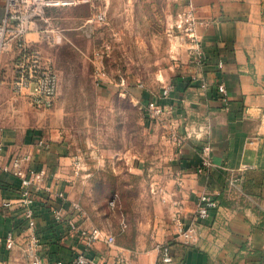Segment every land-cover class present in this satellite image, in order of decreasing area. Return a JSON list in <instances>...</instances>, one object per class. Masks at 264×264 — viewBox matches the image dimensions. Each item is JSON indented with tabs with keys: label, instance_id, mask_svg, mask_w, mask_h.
I'll return each instance as SVG.
<instances>
[{
	"label": "crops",
	"instance_id": "crops-1",
	"mask_svg": "<svg viewBox=\"0 0 264 264\" xmlns=\"http://www.w3.org/2000/svg\"><path fill=\"white\" fill-rule=\"evenodd\" d=\"M5 1L0 0V22L5 16ZM185 3L192 5L202 22L197 29L202 65L196 69V80L190 79L189 66L178 75L170 71L169 83L174 88L162 102L171 109L161 125L151 123L169 139L171 131L184 137L182 144L174 145L167 162L170 182L158 190L166 207L167 229L153 244L143 237L138 238L136 246L119 245L115 240V245L109 247L96 241L88 252L94 264L109 262L117 255L133 264H155L156 243H167L177 264H264V0H177V16ZM175 30L174 47L184 56L186 44ZM26 38L37 46L40 36L31 32ZM10 58L13 56L5 57L4 65ZM13 77L14 59L0 81V120L3 115H10L18 103L36 108L27 95L11 90ZM203 82L206 89L201 88ZM219 83L227 90V108L216 90ZM101 86L109 89L106 84ZM130 92L139 106L157 99L161 89L135 85ZM58 137L57 129L0 123L1 162L29 153L30 166L44 171L42 187L32 190L37 231L43 242V264H70L83 249L79 237L70 233L65 222L54 221L52 215V209L58 208L69 216L74 201L71 186L75 160L68 157L63 138ZM255 137L259 138L256 146H249L247 142ZM39 139L46 142L45 148L36 146ZM204 147H208L212 167L197 173ZM241 164L254 168L241 174V191L228 192L230 170ZM18 188L19 179L0 170V264H28L22 251L25 221L23 208L18 204ZM202 192H208L217 205L207 218L196 221L194 214ZM58 193L65 197H57ZM177 216L185 227L197 224L195 245H185L177 234ZM80 226L94 225L85 218ZM9 231L15 236L11 250L2 241Z\"/></svg>",
	"mask_w": 264,
	"mask_h": 264
},
{
	"label": "rangeland",
	"instance_id": "rangeland-1",
	"mask_svg": "<svg viewBox=\"0 0 264 264\" xmlns=\"http://www.w3.org/2000/svg\"><path fill=\"white\" fill-rule=\"evenodd\" d=\"M44 1L50 5L32 33L57 75L54 102L40 109L18 103L0 123L57 129L78 164L71 194L87 221L119 245L136 246L139 237L153 244L167 229L158 190L170 182L175 144L142 116L130 90L138 83L161 89L183 67L196 72L187 45L184 56L174 47L179 8L167 0ZM12 61L3 63L1 80Z\"/></svg>",
	"mask_w": 264,
	"mask_h": 264
},
{
	"label": "built area",
	"instance_id": "built-area-1",
	"mask_svg": "<svg viewBox=\"0 0 264 264\" xmlns=\"http://www.w3.org/2000/svg\"><path fill=\"white\" fill-rule=\"evenodd\" d=\"M168 2H177V0H167ZM50 5V2L44 0H6L5 16L0 22V73L5 57L13 56L14 59V77L10 83L11 90L16 94L27 95L33 106L36 108H48L55 99L58 79L56 72L50 62L45 59L42 52L31 41L27 40V34L37 30L36 15L43 14L44 8ZM181 9V8H180ZM99 20L103 19L102 13L97 16ZM202 22L198 20L195 11L190 3H185L179 12L175 27L179 31V37L184 40L187 50L191 58L194 71L202 65V52L199 45L197 34L198 26ZM221 67V65H219ZM98 75L104 74L103 68L96 70ZM197 72H192L189 77L191 80L197 79ZM194 73V74H193ZM1 78V77H0ZM1 81V79H0ZM142 88V84L136 85ZM207 84H201L202 89H206ZM174 85L168 83L161 88V92L157 99H152L144 104H140L138 109L142 116L148 121L158 122L171 109L170 106L164 104L162 100L168 98ZM220 100L227 108L229 99L227 90L223 83L216 86ZM190 133H186L189 136ZM170 139L175 145L182 144L184 137L178 135L174 131L169 133ZM259 138L250 139L247 144L256 146ZM38 148H45L46 142L42 139L37 140ZM1 149V148H0ZM31 155L21 154L11 158L7 163H2L0 159V170L10 173L19 179L18 188V204L23 208L22 216L25 221L23 254L28 264H43V258L40 252L43 247L42 238L37 231V222L35 210L33 207L32 190L41 188L44 180V171L36 170L30 166ZM74 173L78 164L76 161L72 164ZM212 167L211 158L209 157L208 147L202 150L201 164L197 168V173L205 172ZM250 164H241L237 169L230 170V176L227 181L228 192L241 191L240 182L241 174L244 171L253 169ZM57 197L63 199V193H58ZM165 200V199H164ZM172 204L177 207V202ZM71 214L66 216L61 209L53 208L52 215L57 223L65 222L70 233L76 234L81 244L82 251L78 252L72 259L70 264H94V259L88 255L89 249L96 241H103L107 246L115 245V237L106 230L96 228L94 226L82 227L81 221L85 219L84 211L76 202H71ZM216 207L214 200L208 192H202L198 196L197 209L194 214L196 221L203 220L208 217L209 211ZM177 234L182 238L185 245H195L198 241L197 224L192 223L185 227L179 216L174 221ZM1 240V239H0ZM4 246L7 250H11L15 246V236L12 231L6 233L2 238ZM155 248L158 251V258L155 264H177L171 253L170 246L167 243H156ZM54 264H64L57 261ZM102 264H133L125 256L117 255L111 261Z\"/></svg>",
	"mask_w": 264,
	"mask_h": 264
},
{
	"label": "trees",
	"instance_id": "trees-1",
	"mask_svg": "<svg viewBox=\"0 0 264 264\" xmlns=\"http://www.w3.org/2000/svg\"><path fill=\"white\" fill-rule=\"evenodd\" d=\"M178 6V8L180 7L179 5H177ZM216 205H217V201H216Z\"/></svg>",
	"mask_w": 264,
	"mask_h": 264
}]
</instances>
